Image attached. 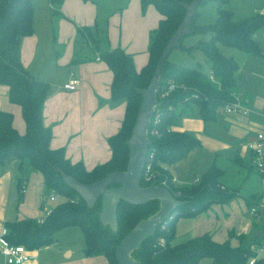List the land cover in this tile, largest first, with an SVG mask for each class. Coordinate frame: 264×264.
<instances>
[{
    "label": "trees",
    "instance_id": "16d2710c",
    "mask_svg": "<svg viewBox=\"0 0 264 264\" xmlns=\"http://www.w3.org/2000/svg\"><path fill=\"white\" fill-rule=\"evenodd\" d=\"M50 1L54 5V17L59 18L62 15L59 7L63 0ZM190 1L141 0L143 11L149 4H153L163 18L158 27L150 32L149 60L140 70L136 69L131 54L120 46H110L106 29L97 24L78 28L72 63L88 58L79 51L82 46L78 43V40L87 35L92 54L105 60L114 72L112 97L125 98L127 103L121 128L109 139L111 158L87 170L83 163H73L66 158L63 149L50 147L51 128L43 121V106L49 83L30 73L21 61L22 38L34 31L33 0H0V84L9 87L8 96L12 102L20 105L26 123V131L20 133L13 125V113L0 110V165L12 159L17 160L19 181L28 177L32 171L40 172L46 191L61 196V200L42 222L31 217L8 221L6 237L11 243L40 248L51 244L60 229L76 225L81 228L85 237V255H104L110 264H119L116 258L118 244L139 220L159 209L160 201L151 199L142 204H132L120 200L117 210L118 226L114 231L100 219L102 198L99 197L89 207L80 194L65 181V176L71 175L81 182L91 183L112 171L127 169L130 155L128 139L144 98L138 89L149 86L165 46L186 13V7L182 3ZM207 1L216 3L217 19L210 24H197L199 8ZM223 2L225 0H200L190 25L189 33L201 35L196 47L205 55L209 69H204L201 62L195 66L174 62L169 59V55L163 65L157 90L158 104L148 132L151 143L147 150L146 167L150 166V169L144 171L146 176L152 174V178L146 180L143 177L141 184L165 186L175 198L184 200L185 203L132 252L142 264H196L204 257H210L212 264H247L249 258L257 253V245L264 236L263 213L260 217L262 233L255 238L254 244L240 243L232 246L230 238L235 235L233 231L229 232V238L224 242H217L208 233H204L185 242L171 244L179 217L195 216L214 202H228L238 194V188L221 183L224 171L217 165L207 169L198 182L183 185L172 182L169 169L171 163L186 157L200 144L196 135L173 130L172 127L184 115L192 114L196 108L205 122L215 119L224 105L235 100L240 93L235 78L238 63L232 56L225 55L219 44L245 49L251 53H262L255 34L264 25V13L235 21L233 12L222 7ZM187 34L173 49L177 47L191 52L193 46L183 44ZM168 79L176 80L180 86L168 96L161 97L160 92ZM242 96L241 100L246 103L247 96ZM156 116L158 121H155ZM117 185V182L110 184ZM251 196L253 199H248L250 205L260 199H255L254 194ZM238 237L242 240V234Z\"/></svg>",
    "mask_w": 264,
    "mask_h": 264
},
{
    "label": "crops",
    "instance_id": "0c3cea01",
    "mask_svg": "<svg viewBox=\"0 0 264 264\" xmlns=\"http://www.w3.org/2000/svg\"><path fill=\"white\" fill-rule=\"evenodd\" d=\"M33 4L34 31L22 38L20 56L30 73L49 83L43 121L51 128L50 147L63 149L71 162H81L87 170H91L111 158L109 139L121 128L127 103L125 98L112 97L114 72L105 60L91 54L86 60L72 63L78 28L97 24L106 29L110 46H120L131 54L136 69L140 70L149 60L150 32L158 27L163 15L153 4L143 11L141 0H63L59 7L62 13L59 18L54 17V5L50 0H33ZM172 61L176 62L174 59ZM73 78H79L80 84L75 90H67L64 85ZM8 90L7 85L0 84V110L12 112L14 127L24 133L26 123L21 107L10 100ZM242 95L247 96L246 104L251 111L247 115H229L222 109L224 117L220 122L225 133L221 139L216 137V133L204 131V123L207 122L202 117L199 120L188 117L189 114L184 115L172 127L173 130L194 132L200 140V144L186 157L169 165L175 178L172 182L177 185L196 183L207 169L217 165L224 171L221 183L238 188V194L228 202H214L195 216L179 217L172 245L204 233L217 242H224L229 238L230 231L235 233L230 238L232 246L240 243L248 245L254 244L261 232V218L251 215L248 199H253L251 195L254 194L255 199L264 200V192L259 193L254 187L251 172L256 171V182L264 180V173L252 164L247 144L264 127V98L258 96L252 99V95L246 92L239 93V98ZM224 162L236 166L235 171H242V185L246 180L251 182L244 186L230 184L226 179L227 167ZM38 173L32 171L19 181L17 160L0 165V234L8 221L28 217L44 219L54 208L44 202L43 177L38 178ZM23 185L26 186L24 193L21 192ZM59 196L56 194L54 200L49 199L56 201ZM59 231L55 234V240ZM255 232L249 241L244 242L246 236H252ZM240 234L242 240L238 237ZM55 240L38 249V260L34 264H47L42 263L40 252L53 248ZM84 248L82 254L80 250L74 258L75 250L71 246L64 247L61 255L65 260L55 264H110L104 255H85ZM0 264H5L1 254ZM196 264H212V259L204 257Z\"/></svg>",
    "mask_w": 264,
    "mask_h": 264
},
{
    "label": "water",
    "instance_id": "95a60500",
    "mask_svg": "<svg viewBox=\"0 0 264 264\" xmlns=\"http://www.w3.org/2000/svg\"><path fill=\"white\" fill-rule=\"evenodd\" d=\"M199 3L200 0L182 3L186 7V13L181 24L165 46L149 86L138 89L144 98L132 134L128 139L130 155L127 169L112 171L105 177L91 183L81 182L71 175L65 176V181L80 194L89 207H92L99 197L102 198L100 219L103 224L110 226L114 231L117 230L118 226L117 210L120 200L132 204H142L151 199L160 201L159 209L148 217L139 220L118 244L116 258L119 264H142L139 259L132 255V252L139 248L141 242L147 236L152 235L167 218L171 217L180 205L185 203L184 200L175 198L167 187L154 183L143 186L141 181L148 146L151 143L148 132L153 112L158 104L157 90L163 65L171 50L179 44L185 34L190 32V25ZM113 182H117L119 185L110 186ZM261 233L259 232V236Z\"/></svg>",
    "mask_w": 264,
    "mask_h": 264
},
{
    "label": "rangeland",
    "instance_id": "374dc122",
    "mask_svg": "<svg viewBox=\"0 0 264 264\" xmlns=\"http://www.w3.org/2000/svg\"><path fill=\"white\" fill-rule=\"evenodd\" d=\"M222 7L231 10L233 12V19L238 21L258 13H264V0H225V2L222 4ZM199 10L200 14L196 19L197 24H210L215 22L217 19V5L214 1H207L202 6H200ZM200 36L201 35L198 33L187 34L183 40V44L192 45L193 49L191 52H188L183 48L176 47L170 54L169 59H174L176 62L186 66H195L198 62H201L204 65V69H209V63L206 62L205 55L200 49L196 47ZM255 39L259 42L262 48V53L260 54L251 53L245 49H240L233 46L219 44L221 51L227 56H232L238 63L239 68L235 76L238 91L243 94L245 92L251 94L252 99H256L258 96L264 98V25L256 32ZM78 43H80L82 46L79 49L82 54L89 56L93 53L91 43L87 35L82 37L81 40H78ZM62 75H64V73H62ZM189 115L190 116L188 117H193L199 120L202 119L197 108L192 114ZM223 117V113L220 111L215 119H211L207 121V123H204V131L206 133H216V137L221 139L222 135L225 133L222 122H220ZM191 133L196 135L194 132ZM224 165L225 168L227 167L226 179H228L230 184H241L243 180L242 171L241 173L235 171L236 166L232 165V163L224 162ZM251 175L254 180V187L259 193H263L264 180L256 182L258 175L255 170L251 172ZM40 177L42 178L43 176L39 172L38 178ZM250 182V180H246L243 182V185H241L244 186ZM41 184H43V192L46 195L44 197V202L46 204H50V206H56V204L61 200V197L59 196V199L56 201H51L49 199V194L51 192L46 191L43 179ZM244 189L246 188L244 187ZM254 234H256V232L253 233L252 236H246L244 242L249 241L250 237H253ZM55 242L56 243L53 245V248L41 250L40 259L42 263L55 264L65 260V257L61 255V250H63L64 247L71 246L75 250L74 258L77 257V253L80 250V254H82V249L85 247V237L79 226L64 227L60 229Z\"/></svg>",
    "mask_w": 264,
    "mask_h": 264
},
{
    "label": "built area",
    "instance_id": "2783aa9c",
    "mask_svg": "<svg viewBox=\"0 0 264 264\" xmlns=\"http://www.w3.org/2000/svg\"><path fill=\"white\" fill-rule=\"evenodd\" d=\"M79 84L80 79L73 78L69 82L65 83L64 87L67 90H75ZM178 86H180V83H178L176 80L168 79L166 84H164L162 91L160 92V96H168L172 91L177 89ZM223 111L225 114L229 115H247L250 113L251 109L245 102L241 100V98H239V96H237L235 100L227 102L224 105ZM155 121H158V116H156ZM247 147L252 155V164L258 171L264 173V127L256 132L253 139L248 141ZM146 165L147 164L145 162L144 171L150 169V166L146 167ZM143 177L146 180H150L152 178V174L146 176L145 172H143ZM174 180L175 178L172 177V181ZM25 191L26 186L23 185L21 187V192L24 193ZM55 195L56 194L54 192H51L49 194V198L54 200ZM249 212L255 217H261L264 213V200H259L257 203L250 205ZM38 221L42 222L43 218L39 219ZM7 234L8 228L5 225L1 228L0 234V254L4 256L5 264H34L37 262L39 248H30L24 244L11 243L6 237ZM161 241L164 242L163 239H161ZM247 264H264V236L261 242L257 245V253L249 258Z\"/></svg>",
    "mask_w": 264,
    "mask_h": 264
}]
</instances>
